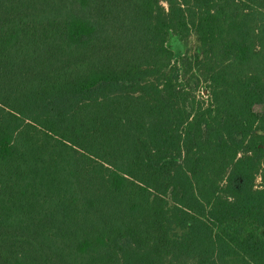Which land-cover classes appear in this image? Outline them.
I'll return each mask as SVG.
<instances>
[{
  "label": "trees",
  "instance_id": "16d2710c",
  "mask_svg": "<svg viewBox=\"0 0 264 264\" xmlns=\"http://www.w3.org/2000/svg\"><path fill=\"white\" fill-rule=\"evenodd\" d=\"M256 104L264 0H0V264H264Z\"/></svg>",
  "mask_w": 264,
  "mask_h": 264
},
{
  "label": "rangeland",
  "instance_id": "374dc122",
  "mask_svg": "<svg viewBox=\"0 0 264 264\" xmlns=\"http://www.w3.org/2000/svg\"><path fill=\"white\" fill-rule=\"evenodd\" d=\"M168 44L173 49L176 59L187 53V51L195 52V50H197V40L195 35H191L186 41H183L178 36L171 34L168 40ZM196 83L197 82L195 80L191 81V85L193 87L195 86L194 90H196V92H199L201 96L205 97V94H203L204 84L201 83L197 85ZM253 108L257 112L264 111V105L261 104H256Z\"/></svg>",
  "mask_w": 264,
  "mask_h": 264
}]
</instances>
